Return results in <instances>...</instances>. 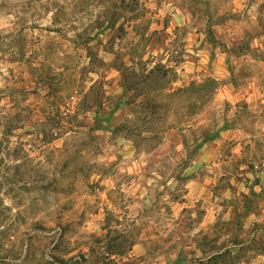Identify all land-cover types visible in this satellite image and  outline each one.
Wrapping results in <instances>:
<instances>
[{
	"label": "rangeland",
	"instance_id": "rangeland-1",
	"mask_svg": "<svg viewBox=\"0 0 264 264\" xmlns=\"http://www.w3.org/2000/svg\"><path fill=\"white\" fill-rule=\"evenodd\" d=\"M121 1L0 0V264L172 261L200 219L177 216L185 179L233 149L213 142L221 124L264 159V0H175V29L147 0ZM206 78L220 86L204 103L165 98Z\"/></svg>",
	"mask_w": 264,
	"mask_h": 264
},
{
	"label": "crops",
	"instance_id": "crops-1",
	"mask_svg": "<svg viewBox=\"0 0 264 264\" xmlns=\"http://www.w3.org/2000/svg\"><path fill=\"white\" fill-rule=\"evenodd\" d=\"M147 4L155 9V17L169 18L172 29L186 22L175 0H147ZM221 127L217 129L220 139L213 142L218 145L232 141L231 154L222 160L216 158L205 174L195 171L193 178L185 179L177 216L190 210L192 218L200 219L192 225L190 238H185L186 246L164 264H213L210 260L223 253H227L228 264H264V159L257 163L253 154L250 158L245 154L259 140L251 136L245 141L240 136L245 132L243 128L222 131ZM261 131L264 132V125ZM228 163L233 164L234 171L225 169ZM139 241L128 257L139 249Z\"/></svg>",
	"mask_w": 264,
	"mask_h": 264
},
{
	"label": "trees",
	"instance_id": "trees-1",
	"mask_svg": "<svg viewBox=\"0 0 264 264\" xmlns=\"http://www.w3.org/2000/svg\"><path fill=\"white\" fill-rule=\"evenodd\" d=\"M122 5L124 4V0L121 1ZM107 21V20H106ZM103 25L106 23L104 19H102V21H100ZM115 22L116 20L113 19L111 20L109 23L107 21V25H104L102 27V29H107V28H113L115 26ZM246 36H248L246 34ZM249 38V37H248ZM85 51L87 53V56L89 58V62H87V66H85L82 70H86V69H91V66L94 64V60L95 57L94 55L91 53V50L89 47L85 48ZM228 52H231L232 54H235L236 53V49L234 47L230 48L229 50H227ZM259 60L261 62H264V54L263 56H259ZM98 63L101 65H103V62L101 61H98ZM122 69H127L125 68L124 66H121ZM120 68V67H119ZM166 66H162V67H158V66H154L152 68H150L149 70L146 69V76H150L154 73H159V71L161 69H165ZM37 75V74H36ZM164 75H165V72H164ZM145 76V77H146ZM43 78H37L38 82L39 81H42ZM40 83V82H39ZM219 83L217 80L213 79V78H206L205 80H203L202 82L200 83H191L188 87H186L185 89H176V90H171L170 92H168L167 96H165V98H167L169 101H171L173 99L174 96H176L177 94H182V93H186L187 95L191 96L192 94L197 98V100H200L201 103H204L208 97H210L211 95H213L219 88ZM98 91L99 89H96V82H94L91 86H89L88 90L86 92H81L77 89H73V94L74 95H81L82 93V105L85 104L86 102V99L88 97H90L92 99V102L91 104L94 105V103H96L95 101H97V97H98ZM72 94V95H73ZM156 96L153 95V94H150L148 96L145 97V100L149 102L150 105H154L155 101H156ZM80 103V102H79ZM78 103V104H79ZM152 103V104H151ZM101 105V104H100ZM100 105H97L95 104V107L98 109L100 107ZM118 106H114L111 110V112L108 113V117L106 118L105 123H108L111 121V118L110 116L113 115L115 112H116V109H117ZM90 107L89 106H85V109H89ZM86 111V110H85ZM79 111H78V108H75V111L73 112V115H72V118L73 120L75 119L76 120V117L78 115ZM94 114H97V111H93ZM103 128V127H101ZM105 129V128H103ZM210 138L212 139V137L210 136ZM209 138V140H211ZM122 242V241H121ZM108 251H109V256H112V255H116V253L120 256L123 254V251H117L115 249L112 248V246L109 244L106 248ZM117 256V255H116ZM225 260H227V253H223L221 255H218V256H215L213 258V260H210L211 262L213 261V264H220V262H225ZM229 262V261H228Z\"/></svg>",
	"mask_w": 264,
	"mask_h": 264
}]
</instances>
